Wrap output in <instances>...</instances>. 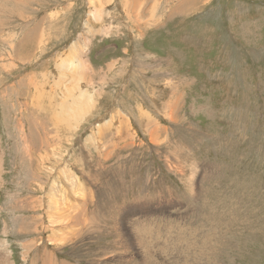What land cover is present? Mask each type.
Returning a JSON list of instances; mask_svg holds the SVG:
<instances>
[{
  "label": "rangeland",
  "instance_id": "obj_1",
  "mask_svg": "<svg viewBox=\"0 0 264 264\" xmlns=\"http://www.w3.org/2000/svg\"><path fill=\"white\" fill-rule=\"evenodd\" d=\"M0 241L264 264V0H0Z\"/></svg>",
  "mask_w": 264,
  "mask_h": 264
},
{
  "label": "bare ground",
  "instance_id": "obj_2",
  "mask_svg": "<svg viewBox=\"0 0 264 264\" xmlns=\"http://www.w3.org/2000/svg\"><path fill=\"white\" fill-rule=\"evenodd\" d=\"M72 80H78L77 78H73ZM0 244H1V246H3V247H7L8 246V243L7 242H5V241H0ZM6 256H7V258H9L10 257V255H9V252L7 253L6 252ZM7 264H9V262H7ZM11 264V263H10ZM35 264V263H34ZM41 264H52V263H48V262H45V263H41Z\"/></svg>",
  "mask_w": 264,
  "mask_h": 264
}]
</instances>
